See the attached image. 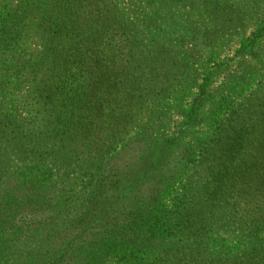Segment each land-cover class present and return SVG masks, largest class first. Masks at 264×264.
<instances>
[{
    "label": "trees",
    "instance_id": "16d2710c",
    "mask_svg": "<svg viewBox=\"0 0 264 264\" xmlns=\"http://www.w3.org/2000/svg\"><path fill=\"white\" fill-rule=\"evenodd\" d=\"M143 75L168 113L131 135L114 101ZM263 80L264 0H0V264H264V218L193 230L171 208L213 140L204 185L264 188V131L248 158L237 115ZM98 119L129 137L115 147Z\"/></svg>",
    "mask_w": 264,
    "mask_h": 264
},
{
    "label": "rangeland",
    "instance_id": "374dc122",
    "mask_svg": "<svg viewBox=\"0 0 264 264\" xmlns=\"http://www.w3.org/2000/svg\"><path fill=\"white\" fill-rule=\"evenodd\" d=\"M41 49L39 48V45L33 46L32 53H34V58L38 60L40 58L39 51ZM54 57V56H53ZM53 59L49 58L48 63L45 64L44 69L40 73L41 78H48L49 75L55 74L53 71ZM136 71H131V75L134 76ZM139 87H137L134 90V95L136 97L135 102L133 103L130 100V92L131 91V85L130 87H121L119 90L120 97L114 102H117L115 107H118V110H128V109H134L135 111V117H131V122L134 123H122V126H129L127 127L130 129L131 135L134 133V130H137V128L140 129L141 125L144 124L149 117L152 118H164L165 114L168 113L167 109L163 108V100L159 99L161 98L160 93L158 90L154 92V94H158V101L156 104H153L150 106V99L148 96V93L151 92L152 87L154 86V81L151 77H147L146 75H143V78H139ZM130 81V79H129ZM256 93L255 96L257 98L256 102L254 100V97L247 98L246 102H248L249 107L247 109H243L240 106L238 107L237 115L241 118L240 120L244 122L245 130L248 132V137L251 140V143L253 144L251 148L248 149V152L246 156L250 158L255 150L259 147V141L262 139L259 137V135L264 134L259 132L264 131V127L260 125V123H264V114L261 113L263 110L262 105L264 104V80L261 82L255 89ZM250 99H253L252 102H250ZM142 102V103H141ZM245 102V101H243ZM245 102V104H246ZM150 106L151 108H149ZM153 108V110H152ZM176 111V110H175ZM108 110L104 114H107ZM257 117L263 118L260 122ZM174 120L176 121L173 126H171L169 129H167V135L169 136L176 132L177 130V124L179 122L178 117L174 116ZM98 125V131L97 136L102 135L105 140L109 137L111 140H113L114 146L117 147L118 145L122 144L123 139L128 138L127 135L128 129H124L121 131L119 129V137H116V131L112 130L110 128L109 123L105 124V122L102 119H98L97 123ZM238 125V124H237ZM161 125L158 124L156 126V129H158ZM254 127H257L255 129ZM239 130L242 128L241 126H238ZM164 130L160 127V131ZM252 130V131H251ZM255 133H252V132ZM114 135H112V133ZM121 134V135H120ZM106 135V137H105ZM117 140H120L118 142ZM122 141V142H121ZM186 143V144H185ZM185 145L183 144V147H190L192 145V141L189 139L188 141L185 139ZM217 140H213L209 142L204 150H202L198 156L199 160H206L207 167L201 168V173L198 172V168H190L188 170V173L192 176L193 175V181L197 182L198 176L200 177L199 183H193L192 187L187 186V188H183L182 186H178L174 192V196H178L180 199L179 204L172 202V210L176 214L178 213H190V216L193 219L192 228L196 226L204 227L207 226L209 222L214 221V226H217V223L220 222H228L232 223V221H235L237 224L239 222H243L242 218L245 217L247 214L248 216L246 219H250L252 216H257L258 218H264V214L259 215L257 213L258 205L264 207V188L251 191L250 193L243 194L242 197H240L239 189H226V188H215L213 186L204 185V182L206 179L209 178L208 173L211 166V160L213 157H216L219 152L216 149L217 148ZM94 151L95 149L92 148ZM152 153V152H151ZM150 153V154H151ZM95 154V152H93ZM149 154V155H150ZM156 155L153 156V159L157 158V153H154ZM93 159L88 157L87 155H84L82 157V160L77 162V165H80L84 170L88 167V164L84 163L85 159L94 160L95 162L98 161L97 156L91 155ZM175 167L177 166V163H174ZM84 172V171H83ZM203 174H205L206 177H203ZM84 175L82 173L76 174L74 177V180L79 184L83 180ZM201 180L202 183H201ZM153 188L151 189V186H147L145 188L146 194H151ZM255 209V210H254ZM224 215L226 218H224ZM245 219V220H246ZM183 232V231H182ZM182 234V233H181ZM182 237H185V235H181ZM183 264H192L188 261H185Z\"/></svg>",
    "mask_w": 264,
    "mask_h": 264
}]
</instances>
